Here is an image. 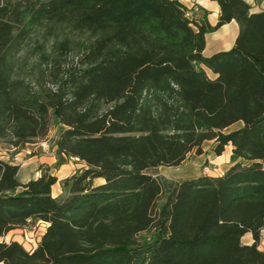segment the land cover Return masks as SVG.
Here are the masks:
<instances>
[{"label":"trees","instance_id":"trees-1","mask_svg":"<svg viewBox=\"0 0 264 264\" xmlns=\"http://www.w3.org/2000/svg\"><path fill=\"white\" fill-rule=\"evenodd\" d=\"M215 1L211 25L180 0H0V141L22 147L57 122L58 151L86 164L53 197L55 176L21 183L0 159V237L47 223L32 250L0 241V263L132 264L154 230L144 264H264V7ZM231 20L233 46L205 55ZM207 140L234 162L175 182L159 206L147 170Z\"/></svg>","mask_w":264,"mask_h":264},{"label":"crops","instance_id":"crops-1","mask_svg":"<svg viewBox=\"0 0 264 264\" xmlns=\"http://www.w3.org/2000/svg\"><path fill=\"white\" fill-rule=\"evenodd\" d=\"M246 1L252 5L255 4L254 0H246ZM180 2H182L187 8L190 9L191 14L197 17L205 16L211 25H214L217 22L219 15V5L215 0H180ZM256 4L261 6V8L264 7V1L256 2ZM259 10H253V11H259ZM237 34H238V24L235 20H231L230 22L221 25L216 30L206 33L205 35L206 42L203 53L205 55H210L220 50H228L233 46ZM201 67L204 68V66ZM60 127L64 129V126L61 125ZM61 131H59L57 135L54 136V138L50 143L43 142L40 139L35 142L26 143L18 150H14L13 146L10 145V147L5 148V150L8 152H12L10 153L11 158H9L8 154H6V152L3 151V153L6 154V158H7L4 159L5 161L19 165V169L17 171L16 177L18 181H20L21 183H25L30 179L37 178L45 171H48L51 175L55 176L57 180L55 183L51 185V189H50L53 197H60L63 194V187L61 184L62 180H64L65 178L69 177L70 175L76 172L81 171L83 168L86 167L84 161H81L73 157H67L66 155L58 151L57 138ZM42 144L44 145V147L42 146ZM26 145H29L30 147ZM28 151H31V153H28ZM225 153L226 154L228 153L229 156L227 160L228 163L226 165H223L222 168L215 169V170H219V172L208 173V175H220L234 162V156L232 154V145L230 143L224 146V150L222 151L221 154H216L214 151H209L206 154L204 149V152L197 156L196 163L200 165L203 161L208 159L211 165L218 164L225 159L224 158ZM204 174H206V172L203 171L202 168H200L199 166L194 167L191 164H185L182 167H179L178 169H174L172 170V172H170L171 177L175 181H181L186 178L197 177ZM96 181L101 182L102 180L98 178L96 179ZM35 222L36 225H39L40 223L38 230L39 236L37 238V241L39 242L41 235L45 231L47 223L41 220H37ZM13 230L22 231V228H17ZM152 234L155 235L157 238V234L154 230H152ZM245 235H249L250 240L243 243L251 244L253 242L252 234L248 232L244 234V236ZM151 244H147L146 246H144V249L142 248L140 252L135 253L136 257L132 261V264L145 263L146 255L149 250L148 248ZM258 248L264 249V248H260L259 246Z\"/></svg>","mask_w":264,"mask_h":264},{"label":"rangeland","instance_id":"rangeland-1","mask_svg":"<svg viewBox=\"0 0 264 264\" xmlns=\"http://www.w3.org/2000/svg\"><path fill=\"white\" fill-rule=\"evenodd\" d=\"M259 9H261V6L257 5L255 2V4L252 5V11L253 10H259ZM204 68H205L207 74L211 77L212 76L211 71L208 70L206 67H204ZM60 126H61V124H59L57 122H53V124L51 125L50 130L48 131L47 135L44 138H42L41 141L50 143L52 141V139L54 138V136H56L57 133L62 130V128ZM241 126H242V122H236V123L230 125L229 127L225 128L224 131L226 132L229 130H233V129L239 128ZM215 144L216 143L213 140L205 141L202 144V153L204 152V149H205L206 154L209 151H214ZM26 146H29V145H26ZM9 147H10L9 144H7L4 141H0V158H3V160L7 159L6 154H8L9 158H11L10 153H12V152H8L5 150V148H9ZM13 149L18 150V149H20V147H13ZM3 151L6 152V154L3 153ZM200 154H196L194 151H192L187 156L186 160L181 165L151 167L147 170L148 173L159 176V179L162 183L164 195H163V198L158 202L159 206H161V204L164 201V197L171 190V188L173 187L175 182H177L170 175V172H172V170L178 169L179 167H182L185 164H191L194 167L199 166L200 168H202L203 171L206 172V174L211 173V172L217 173V172H219V170H215L216 168H222L223 165H226L228 163L227 160H228L229 156H228V153L227 154L225 153V157H224L225 159L218 164L211 165L210 161H208V159H206L205 161H203L199 165L196 163V160H197V156ZM20 156H23V155H20ZM96 182H98V181H96ZM39 226H40V223H39V225H36V222H34V223L30 224L29 226H27L26 228H22V231H19V230L10 231L7 234H5L4 236L0 237V241H6V242L17 241V242L21 243L24 246V248H26L27 250H32L38 244L37 238L39 236V233H38ZM155 238H156V236L152 234V231L141 233L139 240L142 242V244L137 245L134 248V252L135 253L140 252L142 250V248L144 249V246H146L147 244L153 243ZM241 240H242V242L249 241L250 240L249 235L243 236ZM258 246L260 248H264V228L261 229V231H260V238H259Z\"/></svg>","mask_w":264,"mask_h":264},{"label":"built area","instance_id":"built-area-1","mask_svg":"<svg viewBox=\"0 0 264 264\" xmlns=\"http://www.w3.org/2000/svg\"><path fill=\"white\" fill-rule=\"evenodd\" d=\"M42 146L44 147V145L42 144ZM28 153H31V151H28Z\"/></svg>","mask_w":264,"mask_h":264}]
</instances>
